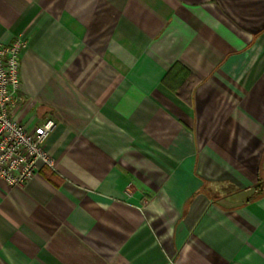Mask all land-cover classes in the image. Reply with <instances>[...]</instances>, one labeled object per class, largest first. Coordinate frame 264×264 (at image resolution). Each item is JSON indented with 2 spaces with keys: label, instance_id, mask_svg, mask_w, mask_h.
<instances>
[{
  "label": "crops",
  "instance_id": "0c3cea01",
  "mask_svg": "<svg viewBox=\"0 0 264 264\" xmlns=\"http://www.w3.org/2000/svg\"><path fill=\"white\" fill-rule=\"evenodd\" d=\"M15 40L54 163L0 178V264H264V0H0Z\"/></svg>",
  "mask_w": 264,
  "mask_h": 264
},
{
  "label": "built area",
  "instance_id": "2783aa9c",
  "mask_svg": "<svg viewBox=\"0 0 264 264\" xmlns=\"http://www.w3.org/2000/svg\"><path fill=\"white\" fill-rule=\"evenodd\" d=\"M21 45L20 40L0 43V178L9 185H22L38 174L41 165L54 163L44 142L55 122L44 119L26 128L13 117L21 102Z\"/></svg>",
  "mask_w": 264,
  "mask_h": 264
}]
</instances>
